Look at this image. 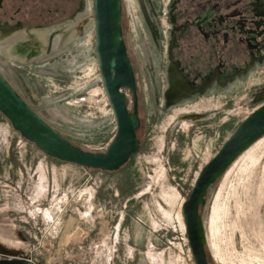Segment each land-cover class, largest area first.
Here are the masks:
<instances>
[{"label": "rangeland", "instance_id": "374dc122", "mask_svg": "<svg viewBox=\"0 0 264 264\" xmlns=\"http://www.w3.org/2000/svg\"><path fill=\"white\" fill-rule=\"evenodd\" d=\"M89 1L38 0L39 8L53 15L42 27L24 32L31 37L34 57L9 63L12 40L0 41V71L63 136L100 153L117 125L94 53ZM179 1L122 0L142 125L139 153L119 170L86 169L53 158L22 137L0 112V259L195 264L182 204L203 166L240 122L264 104V29L244 32L247 58L238 67L224 62L220 81L205 87L204 79L214 80L221 63L204 60L197 64L204 72L195 65L192 71L197 83L185 75L191 87L174 92L168 70L171 59L177 63L176 32H183L175 20ZM256 2L248 0L245 13L252 8L259 13ZM217 15L212 5L198 19L214 22ZM185 36L192 44L210 43L195 26ZM184 53L179 57L188 59ZM123 91L132 109L133 95L128 88ZM203 220L211 264H264V136L209 190Z\"/></svg>", "mask_w": 264, "mask_h": 264}, {"label": "water", "instance_id": "95a60500", "mask_svg": "<svg viewBox=\"0 0 264 264\" xmlns=\"http://www.w3.org/2000/svg\"><path fill=\"white\" fill-rule=\"evenodd\" d=\"M95 13L94 53L99 63L102 85L116 118V134L103 152L88 151L71 143L50 125L14 89L0 71V112L12 127L47 155L89 169L117 171L136 156L141 148L138 131L142 120L138 108L137 77L129 59L122 26V0H93ZM128 88L133 108L127 104ZM264 136V104L240 122L214 157L203 166L181 214L195 264H211L203 211L207 194L236 159ZM0 264H32L28 260L0 259Z\"/></svg>", "mask_w": 264, "mask_h": 264}, {"label": "flooded vegetation", "instance_id": "af4514ba", "mask_svg": "<svg viewBox=\"0 0 264 264\" xmlns=\"http://www.w3.org/2000/svg\"><path fill=\"white\" fill-rule=\"evenodd\" d=\"M92 1L93 0H90L89 3H87L90 17L91 13L94 12L92 10ZM247 1L248 0L179 1L181 3L178 8L176 7L178 10L176 12L175 20L179 24L178 29H183V32H176V35L179 36V40H177V43H179L178 47L174 50V57L177 63L171 59L169 64L168 85L171 86L172 91L182 94L191 87L189 80L185 75L195 79V82L197 83L199 77L197 78L196 75L193 76L192 71L195 68L194 65L199 67L197 64H199L200 61L203 62L205 60L209 61L211 64H214V59H220L221 64L217 65L215 69L214 80H211L209 77L204 79V85L207 87L213 84V82L220 81V72L223 70L222 67L224 62L225 64H235L238 67L246 60V50L244 44L242 43V40L246 38L244 32H256L257 30L264 29L263 0H257V2L254 4V6L259 7L258 12L261 14L256 13L257 10L255 11L253 8L252 12H250L251 14L245 13L244 4H246ZM37 2L38 0H0V41L12 40L11 45L7 49L9 57L7 61L9 63H11V60L22 62L25 59L34 57L32 52L33 50L29 49L30 47L28 46V41L31 40V37H25L24 32L29 26L34 28L39 26L42 27L45 25V23L47 24L49 20L47 17L51 18L53 15L52 10H44L39 8ZM201 4L204 7L198 8L197 6ZM212 5L213 12L218 14L213 18L214 22L198 19L199 16H201L203 12ZM186 14H188L189 17H185ZM202 22H207V25L210 27V29L206 27H204L206 28L204 29ZM250 22H252V24H249ZM191 26L197 27L198 33L208 40V42L210 41L208 47L202 42L200 44L197 43L199 46L197 44H192L193 42L190 41V38L185 36L187 29ZM231 32L234 35L232 40L229 34ZM18 36H21V38L17 39ZM257 39L258 38L256 37V40ZM202 44L205 45L204 48H201ZM188 50L193 51V57L195 56L194 60L191 59L193 58L191 56L192 52L189 53ZM181 51H187V53H184V55L188 56V59L186 57H179V53ZM179 66L183 69L185 74L182 73ZM197 70L204 72L203 68L201 67H199ZM234 75L235 74L231 75V77ZM192 83L193 82H191V84ZM23 99L25 100L24 97ZM128 99L129 96H127L126 99L127 104L129 105ZM139 107L140 104L138 102V108ZM31 108L34 109L32 106Z\"/></svg>", "mask_w": 264, "mask_h": 264}, {"label": "bare ground", "instance_id": "6f19581e", "mask_svg": "<svg viewBox=\"0 0 264 264\" xmlns=\"http://www.w3.org/2000/svg\"><path fill=\"white\" fill-rule=\"evenodd\" d=\"M243 154V153H242ZM232 166V165H231Z\"/></svg>", "mask_w": 264, "mask_h": 264}]
</instances>
